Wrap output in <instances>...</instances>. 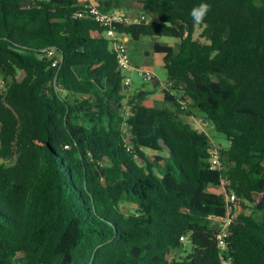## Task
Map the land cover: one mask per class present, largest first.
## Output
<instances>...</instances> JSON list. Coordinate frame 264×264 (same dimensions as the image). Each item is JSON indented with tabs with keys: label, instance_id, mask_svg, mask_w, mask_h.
I'll return each mask as SVG.
<instances>
[{
	"label": "trees",
	"instance_id": "trees-1",
	"mask_svg": "<svg viewBox=\"0 0 264 264\" xmlns=\"http://www.w3.org/2000/svg\"><path fill=\"white\" fill-rule=\"evenodd\" d=\"M96 2L152 16L114 29L154 40L128 50L139 68L162 57L164 105L123 86L110 27L81 1L0 0V264H221L222 186L239 200L232 263L264 264V0ZM202 2L211 11L196 24ZM196 114L227 141L222 171L184 120Z\"/></svg>",
	"mask_w": 264,
	"mask_h": 264
},
{
	"label": "built area",
	"instance_id": "built-area-1",
	"mask_svg": "<svg viewBox=\"0 0 264 264\" xmlns=\"http://www.w3.org/2000/svg\"><path fill=\"white\" fill-rule=\"evenodd\" d=\"M40 1V0H35ZM83 2L86 5L87 14L91 15L94 20L105 26H109V30L106 33V36L111 42V48L115 52L119 69L124 75L123 86L130 92V87L132 85V78L128 76V73L134 72L142 81L152 82L155 80V74L146 69L135 67L131 62L128 45L123 40L125 36L118 34L114 25L120 24L124 26L135 25V24H148L152 16L145 13H132L124 12L118 9H112L109 12H101L97 6L95 0H78ZM83 13L79 15L82 17ZM45 55L48 59L52 60V67L56 68L61 62L60 56L53 50L47 49L44 50ZM170 84L165 86L169 90ZM210 169L213 171H222L225 169V166L221 162L220 152L216 146L212 144V149H210ZM223 188L224 187H220ZM225 191V189H224ZM225 201H226V215L224 218L216 219V228H217V242L218 248L220 249V262L221 264H233L231 258L228 255L229 252V237L231 236V227L234 224L235 211L238 208L239 200L235 193H227L225 191ZM186 237H181V241L185 242Z\"/></svg>",
	"mask_w": 264,
	"mask_h": 264
},
{
	"label": "rangeland",
	"instance_id": "rangeland-1",
	"mask_svg": "<svg viewBox=\"0 0 264 264\" xmlns=\"http://www.w3.org/2000/svg\"><path fill=\"white\" fill-rule=\"evenodd\" d=\"M201 33L200 29L196 30L195 38H198V35ZM157 41L161 42L162 44L166 45H173V47H176V42L173 39L170 38H161L157 39ZM154 40L151 38H143L138 45L135 47L136 49H139L143 52L151 50V46L153 44ZM134 54V51H133ZM132 55V51H131ZM147 66H144L146 69L152 71L155 74V80L152 82H144L142 79H140L134 72L128 73L127 75L132 78V85L130 87V91H135L138 89H145L144 91L147 94V99H146V104L149 106H154V107H163L164 105V94L162 90H159V86L161 84H164V86H167V73L166 70L164 69L163 62H162V57L161 56H155L147 61L146 63ZM143 68V67H141ZM20 79L22 77L20 76ZM160 84V85H159ZM7 86V81L4 80V78L1 76L0 77V89L1 90H6ZM185 121L191 123L194 127L201 131H205L208 136L211 138V141L214 146L216 145H227V141L225 140L224 136L218 134L212 126L203 119L202 114H196V117L194 118H184ZM149 153V152H148ZM150 154V153H149ZM215 193H221L224 194L225 191L223 188H212L211 189ZM122 208L123 211L125 212H132L134 210V205L130 203H122ZM246 213L249 214V210H246ZM191 246L188 243H185L183 246L182 252H190ZM176 253V257L184 256V253Z\"/></svg>",
	"mask_w": 264,
	"mask_h": 264
},
{
	"label": "clouds",
	"instance_id": "clouds-1",
	"mask_svg": "<svg viewBox=\"0 0 264 264\" xmlns=\"http://www.w3.org/2000/svg\"><path fill=\"white\" fill-rule=\"evenodd\" d=\"M210 11L211 5L209 3L202 2L191 9L190 16L194 23L201 24L205 21Z\"/></svg>",
	"mask_w": 264,
	"mask_h": 264
},
{
	"label": "crops",
	"instance_id": "crops-1",
	"mask_svg": "<svg viewBox=\"0 0 264 264\" xmlns=\"http://www.w3.org/2000/svg\"><path fill=\"white\" fill-rule=\"evenodd\" d=\"M95 2H96V0H95ZM83 3V2H82ZM97 3V2H96ZM126 43H127V45L129 46V48H131V49H133L134 47H136V44L134 45L133 44V42H131L130 41V39L128 38V37H124V39H123ZM133 52V51H132ZM158 56V55H157ZM150 60V58L149 59H147V60H144L143 61V68H145L144 66H147L146 65V62L147 61H149ZM152 60V59H151ZM146 68H148V67H146ZM160 85V84H159ZM160 88H159V90H162L163 88H165V86H164V84H161V86H159ZM143 90H145V89H143ZM132 92V91H131Z\"/></svg>",
	"mask_w": 264,
	"mask_h": 264
}]
</instances>
